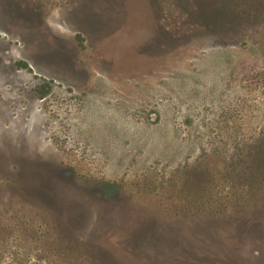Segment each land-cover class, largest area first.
Wrapping results in <instances>:
<instances>
[{
  "label": "rangeland",
  "instance_id": "374dc122",
  "mask_svg": "<svg viewBox=\"0 0 264 264\" xmlns=\"http://www.w3.org/2000/svg\"><path fill=\"white\" fill-rule=\"evenodd\" d=\"M0 264H264V0H0Z\"/></svg>",
  "mask_w": 264,
  "mask_h": 264
}]
</instances>
